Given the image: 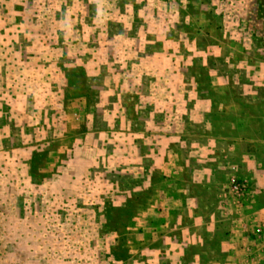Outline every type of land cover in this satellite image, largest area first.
Instances as JSON below:
<instances>
[{"label":"rangeland","instance_id":"1","mask_svg":"<svg viewBox=\"0 0 264 264\" xmlns=\"http://www.w3.org/2000/svg\"><path fill=\"white\" fill-rule=\"evenodd\" d=\"M0 264H264V0H0Z\"/></svg>","mask_w":264,"mask_h":264},{"label":"built area","instance_id":"2","mask_svg":"<svg viewBox=\"0 0 264 264\" xmlns=\"http://www.w3.org/2000/svg\"><path fill=\"white\" fill-rule=\"evenodd\" d=\"M240 187H242V185H238V188H237L236 186H233L232 189H233L234 191H239V190H240V189H239Z\"/></svg>","mask_w":264,"mask_h":264}]
</instances>
